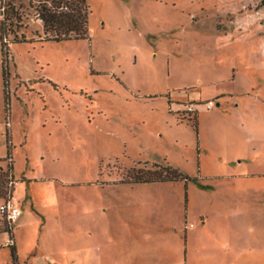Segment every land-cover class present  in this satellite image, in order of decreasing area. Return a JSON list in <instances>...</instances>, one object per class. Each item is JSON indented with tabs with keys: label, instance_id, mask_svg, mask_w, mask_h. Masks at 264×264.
<instances>
[{
	"label": "rangeland",
	"instance_id": "obj_1",
	"mask_svg": "<svg viewBox=\"0 0 264 264\" xmlns=\"http://www.w3.org/2000/svg\"><path fill=\"white\" fill-rule=\"evenodd\" d=\"M17 2L0 201L9 128L22 215L0 264L8 239L17 264H264L260 0H87L88 36L59 41ZM168 165L190 179L145 181Z\"/></svg>",
	"mask_w": 264,
	"mask_h": 264
},
{
	"label": "trees",
	"instance_id": "obj_2",
	"mask_svg": "<svg viewBox=\"0 0 264 264\" xmlns=\"http://www.w3.org/2000/svg\"><path fill=\"white\" fill-rule=\"evenodd\" d=\"M36 0H29L30 7H35ZM260 4L264 6V0H260ZM23 5L17 0H0V41L2 51L3 68L5 72V99H6V113L7 119L11 114L10 91H9V71L7 64L10 44L19 43L28 40L25 34L19 35L13 32L15 27H19L25 17ZM36 15L43 23L44 38L46 40H63L84 39L88 36V5L87 0H38L36 5ZM13 35L10 39V35ZM8 121V120H7ZM7 157L8 169L4 171L8 176L13 171V153H12V139L9 128H7ZM3 174V169H0V176ZM178 179H190L184 175L177 168L168 165L164 172L155 174L145 179V181H172ZM144 180V179H143ZM3 192V190H2ZM4 228L7 233L12 234V229L9 228L7 222H4ZM15 264L17 258L15 256L16 246H11Z\"/></svg>",
	"mask_w": 264,
	"mask_h": 264
},
{
	"label": "built area",
	"instance_id": "obj_3",
	"mask_svg": "<svg viewBox=\"0 0 264 264\" xmlns=\"http://www.w3.org/2000/svg\"><path fill=\"white\" fill-rule=\"evenodd\" d=\"M214 106L213 101H209L206 103L207 108H211ZM189 113L197 114V109L193 104L188 106ZM15 178L13 172H10L7 176L6 185L4 186L3 192L1 193L2 199L0 201V223L4 224L7 222L9 228L12 229L13 225L18 221L20 216L22 215V208L18 204L15 196H14V185ZM13 244V240L8 239Z\"/></svg>",
	"mask_w": 264,
	"mask_h": 264
},
{
	"label": "crops",
	"instance_id": "obj_4",
	"mask_svg": "<svg viewBox=\"0 0 264 264\" xmlns=\"http://www.w3.org/2000/svg\"><path fill=\"white\" fill-rule=\"evenodd\" d=\"M5 161H6V159H5ZM2 167H3V164L0 165V169H2Z\"/></svg>",
	"mask_w": 264,
	"mask_h": 264
}]
</instances>
